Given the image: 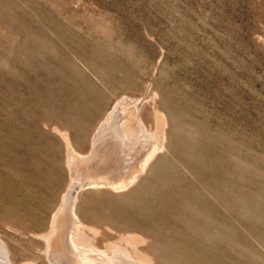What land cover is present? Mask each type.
I'll use <instances>...</instances> for the list:
<instances>
[{"label":"rangeland","instance_id":"rangeland-1","mask_svg":"<svg viewBox=\"0 0 264 264\" xmlns=\"http://www.w3.org/2000/svg\"><path fill=\"white\" fill-rule=\"evenodd\" d=\"M47 235L264 264V0H0V255L47 264Z\"/></svg>","mask_w":264,"mask_h":264},{"label":"bare ground","instance_id":"bare-ground-1","mask_svg":"<svg viewBox=\"0 0 264 264\" xmlns=\"http://www.w3.org/2000/svg\"><path fill=\"white\" fill-rule=\"evenodd\" d=\"M156 151H157V148H154V146L143 151L142 154L139 156V160L137 162L138 165H136V167H135L136 171L125 181V183H123L121 181H110L108 183L109 189L113 190V191L114 190H123V189H126L129 186H131L136 181L138 176L145 171L148 164L151 162V160L155 156ZM100 153H101L100 149L97 148L96 153H95L96 157H98L100 155ZM77 228H79V227H77ZM51 231H53V229H51ZM77 240H79V242H80V239H77ZM44 241L46 243V248H44L45 249L44 253H45V258L47 260V264H96L97 263L96 258H92V257L86 258L84 255H82L81 254L82 250L81 251L78 250L79 246L77 247V245H75V243H74V245L76 247V251L73 252L74 254H72L71 251H67V255L64 256L60 253L61 249L64 246V244L61 242V240H59L58 238H54V239L50 240V237H48V235H47L44 238ZM87 246H90V245L87 243ZM94 250H95V248H94ZM111 254L113 255V253H111ZM2 256L0 255V264H11V263H9V261H7V259H5V257H2ZM106 264H128V263L119 257L117 258V257L111 256L109 261Z\"/></svg>","mask_w":264,"mask_h":264}]
</instances>
